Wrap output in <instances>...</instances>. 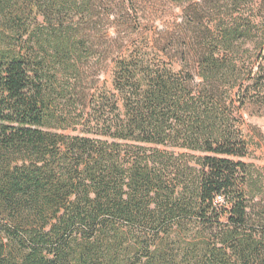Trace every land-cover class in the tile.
Instances as JSON below:
<instances>
[{"label": "trees", "instance_id": "1", "mask_svg": "<svg viewBox=\"0 0 264 264\" xmlns=\"http://www.w3.org/2000/svg\"><path fill=\"white\" fill-rule=\"evenodd\" d=\"M178 1V36L114 58L109 89L103 0H0V264H264L259 174L231 159L264 102V0Z\"/></svg>", "mask_w": 264, "mask_h": 264}, {"label": "rangeland", "instance_id": "2", "mask_svg": "<svg viewBox=\"0 0 264 264\" xmlns=\"http://www.w3.org/2000/svg\"><path fill=\"white\" fill-rule=\"evenodd\" d=\"M183 18L184 8L178 0H103V7L97 9L95 20L89 25V31L99 47L97 58L89 65L92 70L102 72L100 78H96L100 79L97 86L106 85L111 89L114 58L140 51L154 53L156 41L163 33L178 36V25ZM173 67L178 71L182 63L174 62ZM238 115L249 144V153L245 158L231 159L253 165L256 174H259V188L264 190V102L248 104ZM61 131L67 135L90 136L79 125ZM262 197L255 201H260ZM219 201L223 203V200Z\"/></svg>", "mask_w": 264, "mask_h": 264}]
</instances>
